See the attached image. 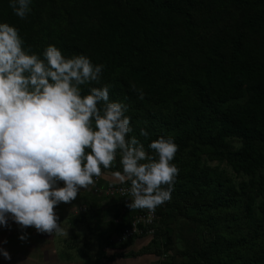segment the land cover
I'll list each match as a JSON object with an SVG mask.
<instances>
[{
	"label": "trees",
	"instance_id": "trees-1",
	"mask_svg": "<svg viewBox=\"0 0 264 264\" xmlns=\"http://www.w3.org/2000/svg\"><path fill=\"white\" fill-rule=\"evenodd\" d=\"M30 9L21 19L0 0V22L19 30L26 51L43 59L54 45L65 58L103 64L99 83L82 85L81 94L109 86L110 101L128 106L129 137L147 151L161 135L178 145L171 163L179 173L170 200L156 208L152 241L175 248L178 264H264V0H31ZM205 155L250 178L236 182L205 165ZM113 204L110 222L120 234L141 209L128 207L116 222L121 200ZM89 215L93 232L107 223L104 208L87 205L82 217ZM178 218L196 228L184 248Z\"/></svg>",
	"mask_w": 264,
	"mask_h": 264
},
{
	"label": "clouds",
	"instance_id": "clouds-1",
	"mask_svg": "<svg viewBox=\"0 0 264 264\" xmlns=\"http://www.w3.org/2000/svg\"><path fill=\"white\" fill-rule=\"evenodd\" d=\"M31 0H9L14 14L25 19ZM19 30L0 22V225L12 219L22 229L62 233L54 208L75 200L81 188L94 186L120 154V183L131 210L155 209L171 198L179 173L171 163L178 145L171 136L144 144L132 132L128 106L110 101L109 86L99 83L104 65L83 55L65 58L54 45L43 59L23 48ZM139 99L144 98L142 89ZM140 135L148 136L145 129ZM86 149L90 151H86ZM63 186H59V182ZM27 239V234L19 237ZM0 254L11 259L7 250Z\"/></svg>",
	"mask_w": 264,
	"mask_h": 264
},
{
	"label": "rangeland",
	"instance_id": "rangeland-1",
	"mask_svg": "<svg viewBox=\"0 0 264 264\" xmlns=\"http://www.w3.org/2000/svg\"><path fill=\"white\" fill-rule=\"evenodd\" d=\"M91 26L96 28L98 24L94 21ZM232 144L236 148L241 146V142L237 139L232 140ZM149 153L152 154L151 151ZM204 164L231 176L236 182L250 178L237 175L226 162L211 159L209 155L204 156ZM116 165L122 167L119 151L112 166ZM101 171L107 178L119 181L110 168ZM262 173L264 174V169ZM254 178H259V175H255ZM59 186H63L62 181L59 182ZM87 205L99 206L107 211V223L98 232H93L88 227L92 215L86 219L82 217L86 212L84 207ZM54 210L58 216V223L63 229L62 233L53 232L48 233L47 236L37 232L34 227L22 229L12 219L8 220L7 226L0 225V248L7 250L11 256V259H6L0 254V264H97V262L101 264H178L180 261L175 248L162 247L161 242H164V239L160 242L152 241L153 235L146 234L138 237L126 249L120 247L119 242L115 241L117 233L110 222L115 211L113 200L99 197L89 189L81 188L75 200L70 203L61 202L55 206ZM174 222L177 226L175 228L178 235L177 247L184 248V238L194 239L196 228L186 219L178 218ZM25 233L27 239L21 240L19 237ZM144 247H148L151 252L159 247L164 251L133 255Z\"/></svg>",
	"mask_w": 264,
	"mask_h": 264
},
{
	"label": "built area",
	"instance_id": "built-area-1",
	"mask_svg": "<svg viewBox=\"0 0 264 264\" xmlns=\"http://www.w3.org/2000/svg\"><path fill=\"white\" fill-rule=\"evenodd\" d=\"M93 179L95 181V185L89 186V191L104 198L121 200V205L118 210L120 215L115 218V221L119 222L120 218L124 216L125 212L127 211L128 204L130 203V197L123 195L122 190L128 189L130 184H122L119 181L107 178L102 173L98 177H93ZM110 182H113V184ZM86 210L87 207L85 206L84 211ZM157 218L158 215L156 209L154 212H149L147 209L139 211L135 214L131 224L120 234L115 235V241L119 242V244H122L135 236H142L143 234L152 236L155 232L153 226L155 225Z\"/></svg>",
	"mask_w": 264,
	"mask_h": 264
},
{
	"label": "crops",
	"instance_id": "crops-1",
	"mask_svg": "<svg viewBox=\"0 0 264 264\" xmlns=\"http://www.w3.org/2000/svg\"><path fill=\"white\" fill-rule=\"evenodd\" d=\"M114 180H116V179H114ZM117 181V180H116ZM79 205H81V203L79 204ZM55 211V213H56V210H54ZM61 217V216H60ZM44 234H46L47 236H48V233H44Z\"/></svg>",
	"mask_w": 264,
	"mask_h": 264
}]
</instances>
